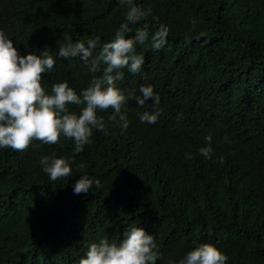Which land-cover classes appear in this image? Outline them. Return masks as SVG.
I'll return each mask as SVG.
<instances>
[{
	"label": "trees",
	"instance_id": "obj_1",
	"mask_svg": "<svg viewBox=\"0 0 264 264\" xmlns=\"http://www.w3.org/2000/svg\"><path fill=\"white\" fill-rule=\"evenodd\" d=\"M134 3L151 14L125 34L149 25L136 45L141 72L125 68L118 82L126 95L135 90L122 108L128 128L109 122V109L98 112L107 134L94 129L80 153L64 137L0 149V264H78L91 243L119 242L132 226L154 236L156 264H178L203 243L223 251L226 264H264V0ZM127 11L118 0H0V29L21 55L47 48L56 59L43 74L46 92L67 81L79 94L104 66L91 73L78 56L58 57V44L99 37L97 55ZM159 24L169 35L153 50ZM142 85L154 87L159 105H137ZM68 107L79 114L83 105ZM157 110L155 124L141 122ZM53 153L72 161L71 176L52 181L43 171L41 158ZM82 175L101 186L75 194Z\"/></svg>",
	"mask_w": 264,
	"mask_h": 264
},
{
	"label": "clouds",
	"instance_id": "obj_2",
	"mask_svg": "<svg viewBox=\"0 0 264 264\" xmlns=\"http://www.w3.org/2000/svg\"><path fill=\"white\" fill-rule=\"evenodd\" d=\"M121 5H127L128 11L125 22L121 23L115 32L114 39L104 43L97 55H93L99 43V37L85 41L72 42L66 37V44L60 43L58 57H79L89 66L91 73H96L103 65L102 75L94 77L90 85L79 94L70 87L67 81L52 85L48 93L43 87V74L51 71L56 59L49 54L47 48L39 55L29 53L21 55L13 40L0 29V149L10 148L14 151H25L33 143L39 141L47 145H55L61 137L75 142V152L80 153L83 147L90 144L93 130L105 131L106 122L98 112L109 109L112 114L108 121L126 130L129 121L123 106L130 96H135V90L127 95L119 87L118 82L124 78L123 69L129 73L138 74L144 64V56L136 53V45L144 44L149 36V25L137 28L135 35L126 37L132 31L130 24L135 25L146 20L151 9H143L134 0H118ZM158 21V18L154 17ZM195 24V22H193ZM169 28L164 24L154 31L151 38L153 50H159L167 43ZM189 41L186 39L185 41ZM142 94L135 97L139 106L152 100L159 105L160 97L154 92L152 85H142ZM69 105H83L79 114L71 112ZM162 110L144 112L140 115L141 122L155 124ZM107 134V133H106ZM207 147L199 149L205 158H211L212 137H205ZM191 159V154H188ZM223 158H221V163ZM43 171L52 181L72 175L69 158L43 156L40 160ZM83 168V164L78 165ZM101 186L99 179H91L82 175L75 183L74 193L87 194L90 187ZM157 245L154 236L143 227L132 226L123 234L119 241H109L102 238L99 242L91 243L84 257L78 264H156L160 254L155 250ZM228 256L212 243H203L189 251L178 264H226Z\"/></svg>",
	"mask_w": 264,
	"mask_h": 264
}]
</instances>
